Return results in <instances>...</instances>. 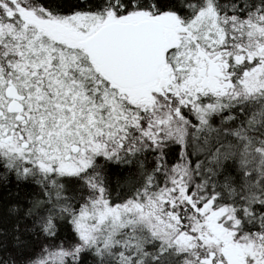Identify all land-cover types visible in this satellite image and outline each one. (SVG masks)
<instances>
[{"label": "snow or ice", "instance_id": "1", "mask_svg": "<svg viewBox=\"0 0 264 264\" xmlns=\"http://www.w3.org/2000/svg\"><path fill=\"white\" fill-rule=\"evenodd\" d=\"M0 264H264V0H0Z\"/></svg>", "mask_w": 264, "mask_h": 264}]
</instances>
